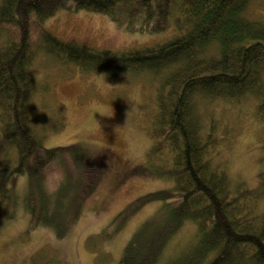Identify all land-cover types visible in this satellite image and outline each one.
Masks as SVG:
<instances>
[{
    "label": "trees",
    "instance_id": "trees-1",
    "mask_svg": "<svg viewBox=\"0 0 264 264\" xmlns=\"http://www.w3.org/2000/svg\"><path fill=\"white\" fill-rule=\"evenodd\" d=\"M249 1L0 0V34L5 39L0 48L3 201L15 198L9 186L12 175L42 173L55 160L63 164L75 160L84 183L89 174L97 173L92 146L46 148L38 134L35 125L45 119L35 100L40 81L31 70L37 50L63 54L81 72L107 74L109 79L148 73L158 78H153L155 118L146 123L150 156L156 159L161 149L168 150V163L160 173H171L174 190L144 195L125 211L157 197L169 217L159 226L152 220L156 216L151 218L126 243L116 264H264V213L255 209L258 197L218 159L222 144L233 141L235 132L219 130L218 122L204 117L208 103L253 98L256 116L264 124V21L246 16ZM60 8L105 13L115 21L127 20L128 29L143 32L165 31L174 24L178 34L154 46L97 48L60 39L46 29L45 19ZM33 27L37 33L32 37ZM35 184L39 189L31 191L27 213L33 226L53 225L45 214L52 215L62 200H52L42 182ZM97 184L98 179L91 187ZM69 220L57 223L64 227ZM189 220L198 228L196 240L181 254L167 256L170 240ZM56 260L52 255L49 261Z\"/></svg>",
    "mask_w": 264,
    "mask_h": 264
},
{
    "label": "rangeland",
    "instance_id": "rangeland-1",
    "mask_svg": "<svg viewBox=\"0 0 264 264\" xmlns=\"http://www.w3.org/2000/svg\"><path fill=\"white\" fill-rule=\"evenodd\" d=\"M245 14L264 21V0H250ZM44 25L60 39L115 50L154 46L178 34L174 24L161 32L130 30L125 19L115 21L105 13L86 9L60 8ZM36 33L37 27H33L32 37ZM4 43L0 34V48ZM31 70L41 73L39 87H46L35 96L45 119L35 127L45 147L90 145L95 148L90 155L97 173L89 174L84 183L75 160L66 164L55 160L42 173L12 175L9 186L15 198L0 199V264H116L126 243L151 218L156 216L152 220L159 226L169 217L162 208L163 200L157 197L125 213L144 195L174 190L171 173H160L168 163V150L161 149L156 159L150 156L146 123L155 118L157 109L154 79L148 73L100 78V73L81 72L63 54L40 49L32 58ZM204 117L215 125L218 122L219 130L235 132L233 141L222 144L218 159L224 161L230 175L246 181L258 197L256 211L263 214L264 124L256 116L253 98L208 103ZM158 162L159 167L154 168ZM96 179L98 184L91 187ZM40 182L52 200H62L52 215L45 214L54 221L50 226H33L27 213L30 193L39 189L35 183ZM87 190L90 193L84 196ZM67 218L69 222L59 227L57 220ZM197 229L194 221H187L170 240L167 256H177L190 246ZM52 255L57 258L54 263L49 261Z\"/></svg>",
    "mask_w": 264,
    "mask_h": 264
},
{
    "label": "clouds",
    "instance_id": "clouds-1",
    "mask_svg": "<svg viewBox=\"0 0 264 264\" xmlns=\"http://www.w3.org/2000/svg\"><path fill=\"white\" fill-rule=\"evenodd\" d=\"M113 31H114V32L116 31L115 27L113 28ZM98 76H99L100 78H104V77H107V74H98ZM36 79H37V81H39V80L41 79V73H39V72L36 73ZM108 84H109V83H108ZM109 85H111V84H109ZM129 104L132 106L131 103H129ZM131 110H132V108H131ZM127 114H128V113H127Z\"/></svg>",
    "mask_w": 264,
    "mask_h": 264
},
{
    "label": "bare ground",
    "instance_id": "bare-ground-1",
    "mask_svg": "<svg viewBox=\"0 0 264 264\" xmlns=\"http://www.w3.org/2000/svg\"><path fill=\"white\" fill-rule=\"evenodd\" d=\"M49 17H50V16H49ZM47 18H48V17H47ZM151 77L154 78V79H158V78H155V77L152 76V75H151ZM39 86H40V84H39ZM39 86H38V92H41V93H42V90L45 89L46 87L43 86V85H41V88H42V89H41ZM43 91H44V90H43ZM41 95H43V94H41ZM0 199L3 201V198L0 197Z\"/></svg>",
    "mask_w": 264,
    "mask_h": 264
}]
</instances>
